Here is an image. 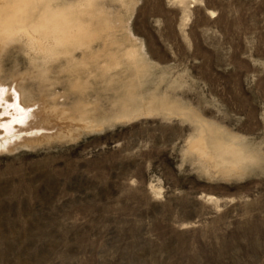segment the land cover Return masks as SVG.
<instances>
[{"label": "rangeland", "instance_id": "obj_1", "mask_svg": "<svg viewBox=\"0 0 264 264\" xmlns=\"http://www.w3.org/2000/svg\"><path fill=\"white\" fill-rule=\"evenodd\" d=\"M0 264H264V0H0Z\"/></svg>", "mask_w": 264, "mask_h": 264}, {"label": "bare ground", "instance_id": "obj_2", "mask_svg": "<svg viewBox=\"0 0 264 264\" xmlns=\"http://www.w3.org/2000/svg\"><path fill=\"white\" fill-rule=\"evenodd\" d=\"M3 17V16H2ZM6 23V22H5ZM6 36V35H5ZM3 39V38H2ZM19 119V118H18ZM7 129L9 128L8 124H6L5 126ZM5 139H8L7 136L5 137ZM242 159V158H241ZM227 169V168H226Z\"/></svg>", "mask_w": 264, "mask_h": 264}]
</instances>
